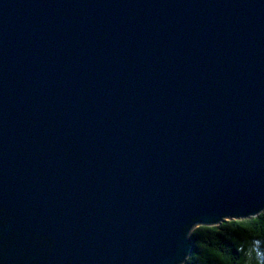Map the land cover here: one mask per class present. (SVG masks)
<instances>
[{
    "label": "water",
    "instance_id": "95a60500",
    "mask_svg": "<svg viewBox=\"0 0 264 264\" xmlns=\"http://www.w3.org/2000/svg\"><path fill=\"white\" fill-rule=\"evenodd\" d=\"M264 210V0H0V264H183Z\"/></svg>",
    "mask_w": 264,
    "mask_h": 264
},
{
    "label": "trees",
    "instance_id": "16d2710c",
    "mask_svg": "<svg viewBox=\"0 0 264 264\" xmlns=\"http://www.w3.org/2000/svg\"><path fill=\"white\" fill-rule=\"evenodd\" d=\"M183 264H264V210L256 216L197 226Z\"/></svg>",
    "mask_w": 264,
    "mask_h": 264
}]
</instances>
